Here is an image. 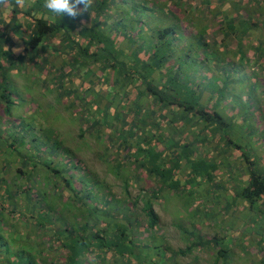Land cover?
Segmentation results:
<instances>
[{"label": "trees", "instance_id": "16d2710c", "mask_svg": "<svg viewBox=\"0 0 264 264\" xmlns=\"http://www.w3.org/2000/svg\"><path fill=\"white\" fill-rule=\"evenodd\" d=\"M183 1H192L195 8L205 5L200 6L204 10L212 0H91L87 11L74 20L49 12L44 7L45 0H35L24 9L13 0L6 13L0 10V126L3 117L9 125L0 133V264H180L177 257L189 255L193 249H215L214 263L230 264V245L234 241L240 243L244 229L248 236L255 237V255L258 264H264V130L248 128L250 116L242 109L243 113L231 117L221 114L222 101L228 94L229 102L238 106L239 96L231 87L234 78L250 88L246 92L248 101L256 98L255 79L264 73V0H249L259 9L257 16L263 17L259 23L247 11L243 17L221 16L219 37L213 40L207 39L206 26L181 15ZM230 3L239 15L240 11L245 13L239 8L246 7L248 0H231L227 4ZM20 18L28 23L24 25ZM20 29L25 38L15 54L11 32ZM259 29L263 32L261 39H251L247 55L245 37ZM230 44L237 47V64L229 60ZM48 50L51 53L47 54ZM47 55L46 61L56 59L62 69L46 76L51 86L54 82L70 84L74 77L78 82L84 74L93 85L101 82L102 77L97 76L100 71L119 84L124 95L121 110L109 116V123L102 107L106 99L98 102L102 91L97 90L90 97L69 88L71 91L64 90L59 97L79 100L78 107H73L74 101L66 106L72 114H86L80 116L83 125L79 137L89 129L106 126L105 133L120 140L126 154L121 160L124 166L115 165L116 177L122 178L123 169L130 164L139 177L146 175L154 181V191L140 190L141 194L130 204L125 199L117 200L110 186L84 171L78 160L74 161L73 152L57 138L55 128L46 127L32 115L28 125L22 116L18 124L9 119L15 107L11 93H17L12 91L10 69L25 60L40 64L36 60ZM39 66V73H48L42 69L44 64ZM200 73L201 80L196 77ZM42 83L48 84L45 79ZM56 118L57 115L51 119ZM163 120L165 127L173 128L172 134L165 130L159 137L144 133L140 139L141 135H136L142 123L152 128L154 122ZM237 121L243 127L237 126ZM190 125L200 128L179 143L182 132ZM238 128L246 130L256 147L262 136L263 145L257 147L262 152V167L253 150L234 138L233 132ZM209 141H216L224 152L230 147L237 155L247 177L244 184L232 181L230 190L215 175L218 165L196 153L198 143L205 146ZM168 142L171 145H166ZM61 155L66 158L64 162L58 160ZM50 182L51 188H46L44 183ZM61 184L68 189V195ZM121 184L128 196L132 179L122 178ZM190 189L195 190L194 200H200L205 192L209 199L217 201L220 191H225V196L228 192L230 199L226 198L221 211L223 221L230 219L228 215L234 209L247 212L243 225L231 229L230 224H225L221 236L202 238L198 223L217 217L213 209H204L206 206L200 202L202 209L191 211L193 221L188 225L177 211L181 223L175 226L182 233L186 248L173 250L165 246L157 234L159 217L153 205L163 199L165 190L176 193ZM52 192L56 195L52 196ZM139 202L142 208L136 213ZM206 204H211V200ZM142 229L150 233L144 239L139 238Z\"/></svg>", "mask_w": 264, "mask_h": 264}, {"label": "rangeland", "instance_id": "374dc122", "mask_svg": "<svg viewBox=\"0 0 264 264\" xmlns=\"http://www.w3.org/2000/svg\"><path fill=\"white\" fill-rule=\"evenodd\" d=\"M33 2H35V0H30L29 6L27 7L32 6ZM228 2H231V0H226V2L224 3H222V1L220 3L219 0H212L209 6H207V8L203 10V8H201L200 6L203 7L205 5H200L199 7L197 6V8H195L196 4L193 5L192 1L189 4L183 1V5L181 6L179 12L183 16H189L192 20L195 21L196 24L198 22L199 25L206 26L208 40H213L214 38L219 37L220 30L218 31V23L221 20V16L234 18L237 16L243 17L244 14L251 13L250 15H252V20H255L258 23L263 18L257 16V12H259V9L253 2L250 3L249 0L246 7H244L243 9L239 8V10H244L245 12L243 13L240 11L239 15L236 12V8H234L231 3V5L227 4ZM172 6L174 7V4ZM24 8L25 7H21V9ZM19 20L24 25L28 23V20L24 18H20ZM22 30L23 29H20V31L18 30L17 33L13 31L11 32V36L16 43L15 49L20 50L22 48L21 43L25 38V36H23L24 34ZM21 34L22 36H20ZM261 34H263V32L260 29L252 30L249 34H247L248 36L245 37L244 40V51L247 53V55H249L251 51V39L254 38V40H259L261 39ZM249 37L250 39L247 40V38ZM18 53L19 51H15V54ZM49 53H51L50 50L47 51V54ZM42 54L40 55L42 56ZM48 57L49 56L47 55L44 58H39V61L36 60L37 62H40V64H44L42 69L46 68L48 73L45 71L39 73V68H41V66H39L40 64H35L33 61L30 62V60H25V63L21 66L18 65L15 68L10 69L9 75L14 85L12 91L17 93H11L13 95L12 100L15 103V107L13 108L11 118L9 119H15L16 124H18L21 123L19 117L22 116L21 119L25 120V123L28 125L27 122H30L32 116H34V118L37 117L40 123H42L46 127L55 128L54 133L56 134L57 138L62 139L65 145L70 149V151L73 152V155L75 156L74 161L78 160V163L81 164L85 169L84 171H89V173H91L95 178L104 182L107 187L110 186V190L117 200L125 199L127 200V203L130 204L132 200L135 199L137 195H139V193L141 194L140 190L154 191L157 187L154 181H152L151 178L149 179L146 175H141L139 177L137 175V173L139 172H136L132 165L127 164L125 168L123 167L124 169L122 171V178L132 179V185L127 190V196L121 184L122 178L116 177V175H114L115 165H117L118 163L122 164L121 160L125 158L126 154L125 150L119 143L120 140L115 139V137L109 133H105L104 129L106 128V126L99 129L94 128L92 131L89 129L84 136L79 137V129L83 125L80 116L85 117L86 114L81 111H77L72 114L70 113L71 111L66 108L68 102L71 101L75 102L76 106L73 107H78L79 100H68V98H64L65 96H63V98L59 97L64 94V90L66 92L71 91L69 88H71L72 90H77V92L79 93L81 92V95L83 96L90 95V97L91 95L95 96L97 90L102 91V95L98 96V102L106 99L105 101H103L102 107L106 109L108 118L107 123H109V116H112V114H117V112L120 113L121 110V97L124 95L119 90V84L115 83L114 78H111V76H109L108 74H104L102 71H100L99 74L97 73V76L100 75V77H102L99 79L101 82H96L93 85L88 81V77L86 76V74H84L79 76L78 82L74 77L72 83H68L64 86L60 83L56 84L54 82V88L49 84L48 78H46V76H48L50 72L56 73V71L60 72L62 69L56 59H52V62L46 61L45 59L48 60ZM228 57L229 60L235 62V64L238 63L237 59L239 58V54L237 53V47L235 44H230V53L228 54ZM261 57L263 58L262 62L264 63V55H262ZM73 74L74 73L69 76L71 77L73 76ZM207 75L211 74L207 73ZM213 75L216 74L213 73ZM37 76L40 77V79H37ZM201 76L202 74L200 73L196 77L197 79L201 80ZM215 77H218V75H216ZM206 78H208V76H206ZM42 79H45L46 83L48 84H43ZM256 80L257 88L254 91V95L256 96V98H254V100L252 101H248L246 92L249 91L250 88L244 86L243 82H241L238 78H234L231 87L239 96L236 104H238V106L240 107L233 106L229 102L228 99L231 97V95L228 94L227 99L222 101L221 114H223L225 117H231L236 113H243L242 110H244L250 116L249 118H247L249 123L245 125L248 126V128H258L261 131L264 130V73H259V76H257L255 81ZM109 85L111 86L109 87ZM119 94L120 96H117ZM68 95L69 93H67V96ZM77 96H73V98H76ZM105 103H109L110 105L106 106ZM56 115L58 118L53 121V119L51 118L55 117ZM253 119H256L258 122L255 121L254 123ZM158 121L153 123L154 126L152 128L148 125L146 128V125L142 123L140 126H138L136 135H141L140 139L143 137L142 135H144V133L149 137H151L152 135H157V137H159V134H164L161 132H164L165 130L168 133L172 134L173 128L165 127V120L160 123H158ZM236 125L243 127L242 122L239 121H237ZM8 126V123L4 121L3 117L0 126V133L6 130ZM199 128L200 127L190 125L185 129L184 132H182L183 134L181 135L180 139H177L178 142L182 143L183 137L188 138V136H193V134H195L196 130H198ZM142 132L143 134H141ZM245 133L246 130L243 131L242 128H238L235 130V133L233 132V136L238 141H242L243 145H247L250 150H253L254 155L259 158V166L262 167L263 157H261L262 152L261 150H259L263 145L262 136H260L261 139L259 137L257 146L259 148L258 149L256 147L255 141L253 142L248 134ZM174 137L175 135L171 136L172 140H174ZM112 140L114 141L113 144ZM166 145H171V143L168 142L166 143ZM195 148V151L198 155H206L207 157H209V159L211 158L212 162H215L216 165H218L215 175H217V177L225 182L226 186L230 190H232L234 185L232 184V181H238L241 184L245 183L247 177L246 173L244 172V167L242 169V165H240L237 155L232 152V149L230 147L227 149V152H224L222 151V148L220 149V147H218L216 141H209L205 144V146L198 143ZM57 157L58 156L56 155L55 158ZM58 160L64 162L66 158L61 155L59 156ZM122 166L124 165L122 164ZM71 171L76 172L74 169H71ZM19 182L23 183V180H20ZM49 184L46 185L44 183L46 188H51V182ZM61 189L64 191L65 195L69 194L68 189H66L63 184H61ZM194 191V189H190L184 190L183 192L179 191L174 193L165 190L163 193V199L153 205V209L159 217V229L157 230L158 237L165 246L168 245L173 250L186 248V241L183 239V236L181 235L182 233L176 227L177 224L179 225L181 223L179 220H177V211L184 215V224L188 225L193 221L191 214L192 210L202 209L203 204L204 206H206L204 209H213L212 213L216 214L217 220L210 219V222L207 220L206 223L201 221L198 223V233L204 239H209L213 236H221L223 229L222 227H224L225 224H230L229 226L232 227L231 229H237L241 227L240 225L243 223V220L247 215V212L239 210H237L238 212H235V210L233 209L230 212V215H228L230 216V219L224 222L223 220L225 216L221 211L226 203V198L230 197L228 192V196H225V191H220V200L215 201V199L213 198L209 199V194L207 196L205 192L201 193L200 200H194L196 198V196L194 195ZM51 194L52 196L56 195L53 194V192ZM209 200H211V204L207 205L206 202L208 203ZM87 202H89V200H86V203ZM200 202H202L203 204ZM237 203L239 204L240 202L238 201ZM76 207L81 208L82 206L78 205ZM76 207L74 206V209ZM141 208L142 204L139 202L136 206V213H139ZM237 208H239V206ZM141 217L143 218L142 214ZM200 217L202 218L201 214ZM227 221H229L230 223L227 224ZM18 228H20V225L18 226ZM248 233L249 232L244 229L241 234V238L239 239L240 243H236L234 241L230 245V252L232 253L230 264H258V258L255 255L256 251L254 248L255 237L248 236ZM147 235H150V233H147V231H143L142 229L141 236L139 235V238L144 239ZM215 252V249H211V251L209 249H193L191 254L186 256H179L177 257V260L180 264H215Z\"/></svg>", "mask_w": 264, "mask_h": 264}, {"label": "clouds", "instance_id": "9594fccd", "mask_svg": "<svg viewBox=\"0 0 264 264\" xmlns=\"http://www.w3.org/2000/svg\"><path fill=\"white\" fill-rule=\"evenodd\" d=\"M13 0H0V10L7 12ZM17 7L29 6L30 0H14ZM83 5V9L78 6ZM91 5V0H45L44 7L51 13L61 16H67L71 19H76L82 12H86ZM15 51H20L16 49Z\"/></svg>", "mask_w": 264, "mask_h": 264}]
</instances>
